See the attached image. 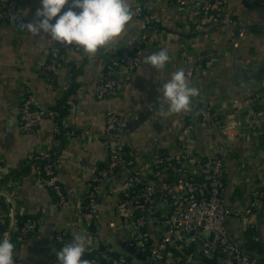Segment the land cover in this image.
<instances>
[{"label": "crops", "instance_id": "1", "mask_svg": "<svg viewBox=\"0 0 264 264\" xmlns=\"http://www.w3.org/2000/svg\"><path fill=\"white\" fill-rule=\"evenodd\" d=\"M14 1L21 9L22 22H32L36 10L41 7L40 0ZM207 1L197 0L192 6L178 7L172 0L144 3L132 0V8L142 7L159 27L140 52V66L132 72H122L129 85L122 84L103 100L94 96L96 86L104 78L103 58L135 49L141 40L138 20L133 18L116 42L94 56L86 55L81 49L62 55V68L49 76L43 68L57 42L46 34L33 36L20 27L9 25L0 15V163L15 171L29 153L51 150L52 123L47 117L41 119L35 135L19 132L17 108L26 92L32 95L34 105L43 113L61 106L74 85L83 94L75 107L61 117L64 127L75 131V136L62 141L58 168L66 206L58 208L52 194L42 188L30 172L21 174L14 187L0 183V220L3 217L4 224H8L7 238L16 234L17 217L40 220L36 235L14 242L15 259L25 264H55L51 256L52 230L69 226L82 192L91 183L97 167L106 160L103 134L108 113L120 116L121 123L114 139L120 146L132 150L139 164L148 161L155 151L171 150L176 134L169 131V126L187 122L191 111L173 114L163 121L155 111L160 106L167 108L162 91L158 89L173 72L180 68L185 70L186 61L180 57L182 50L187 52L194 67L190 84L200 93L195 100L211 105L217 123L230 122L231 131L227 132L216 124L195 128L191 145L196 150L225 158L229 232L235 242L241 243V222L233 212L247 207L254 191L261 190L264 196V133L251 132L252 119L246 118L243 110L235 109L232 114L234 110L229 103L245 92L255 96L256 107L264 110V9L247 7L244 0H226L223 9L232 14L236 24L194 31L201 17L200 8ZM70 5L71 0L62 12ZM240 32L242 38H238ZM162 48H167L170 56L164 69L156 70L143 63L147 55ZM205 53L210 58L203 60ZM108 186L110 183L102 187L96 208L88 215L93 223L92 230H100L116 221L117 193L110 192ZM260 202L262 208L264 197ZM260 215L262 211L255 230L264 252V224ZM101 242L116 255H134L121 232H105ZM195 250L194 246L174 250L163 264H206ZM189 255L192 257L187 259ZM254 257L264 260V253Z\"/></svg>", "mask_w": 264, "mask_h": 264}, {"label": "built area", "instance_id": "2", "mask_svg": "<svg viewBox=\"0 0 264 264\" xmlns=\"http://www.w3.org/2000/svg\"><path fill=\"white\" fill-rule=\"evenodd\" d=\"M140 1L144 3L147 0ZM196 1L172 0V4L189 7ZM225 1L208 0L203 4L200 8L201 17L194 25V31L210 26L236 24L232 14L223 9ZM244 2L247 7L264 9V0ZM132 10L133 18L139 22L141 40L135 49L106 55L103 58L105 77L94 90V96L98 100L108 98L122 84L129 85L122 72H132L140 66V52L159 27L155 19L142 7H134ZM0 15L9 25L20 27V23H23L21 9L14 0H0ZM242 37L243 33L240 32L238 38ZM234 46L237 47L238 44L235 43ZM73 50L79 48L75 45L56 43L49 52L44 71L50 76L61 69L62 55ZM180 57L186 61L185 73L191 81L194 75L193 64L185 50L180 52ZM205 58H210L208 53L202 56L203 60ZM82 95L78 86L71 90L66 99L68 111L75 107ZM256 102L255 96L244 92L233 99L229 107L234 110L232 114L235 109L243 110L245 117L252 119L249 128L251 132L264 133V110L258 109ZM191 109L187 122L169 126V131L176 134L173 148L155 151L143 164L137 162L132 150L120 146L114 139L115 131L121 123L120 116L115 113L106 115L103 134V143L107 150L106 160L97 167L91 183L82 192L69 226L54 227L52 230L51 256L55 264H59L55 253L70 243L76 233L87 236L88 248L82 258L87 259L90 264H163L171 257L172 251L190 246L195 247L196 254L206 264H264L263 260L253 257L244 248L242 241L235 242L229 232L230 211L225 197V158L204 150H196L191 145L195 128L216 124L223 128L222 131L227 132L231 131L230 122L217 123L212 107L206 101L197 102L192 98ZM17 114L19 132L28 135L37 133L44 116L51 120V150L45 153H29L15 171L0 163V183L14 187L21 174L30 172L42 188L52 191L56 197V206L62 209L67 204L58 178L62 141L68 136H75V131L64 127L61 118H58V114L52 109L46 113L37 109L32 95L28 92L21 100ZM108 183L110 192L115 190L117 193L116 221L109 222L100 230H92L93 223L88 215L96 208L102 187ZM259 191L261 190L252 193L247 207L233 212V216L236 214L240 219L243 231L255 229L259 213L262 211L264 215V206L261 208L260 202L264 197L263 191ZM4 225L2 217L0 238H7V232L2 231ZM39 227V218L27 219L20 223L15 228L17 241L22 242L36 235ZM105 232L123 233L127 244L132 246L133 257H128L127 254L116 255L104 247L101 238ZM92 252H98V257H86ZM191 257L189 255L187 259ZM14 261L15 264H25L15 258Z\"/></svg>", "mask_w": 264, "mask_h": 264}, {"label": "clouds", "instance_id": "3", "mask_svg": "<svg viewBox=\"0 0 264 264\" xmlns=\"http://www.w3.org/2000/svg\"><path fill=\"white\" fill-rule=\"evenodd\" d=\"M40 3L35 19L20 23V28L33 36L43 33L59 44L75 45L91 56L116 42L134 17L132 0H71L68 10L63 12L69 0H40ZM169 60L168 49L162 48L147 55L143 63L162 70ZM158 91H162L163 103L167 105L166 109L160 106L155 111L162 121L173 114L190 112L192 98L200 94L190 84L183 68L173 72ZM88 243L86 234H74L72 241L55 253L59 264H90L82 258ZM14 250L15 245L9 238H0V264H15Z\"/></svg>", "mask_w": 264, "mask_h": 264}, {"label": "trees", "instance_id": "4", "mask_svg": "<svg viewBox=\"0 0 264 264\" xmlns=\"http://www.w3.org/2000/svg\"><path fill=\"white\" fill-rule=\"evenodd\" d=\"M142 47H143V46H142ZM142 47H141V48H142ZM104 77H105V73H104ZM75 87H77V85H74L72 89H74ZM67 96H68V95H67ZM67 96L65 97V99H64V101H63V104H61V106H59V107L56 106V107H53V108H52V110L58 114V118H61L62 115L68 111L67 106H66V99H67ZM48 192H49L50 194H52V196H53V198H54V200H55V202H56V197H55V195L52 193V191L48 190ZM260 216H261V218L264 220V215H263V213H262V215H260ZM33 218H34V217H32V218H26V217H24V216H22V217L19 216V217L16 218L15 226L18 227V226L20 225V223L24 222V221L27 220V219H33ZM7 227H8V224L4 225L2 231H4L5 229H7ZM256 238H257V232H256V230H255V229H252V230L247 229V230H244V231L242 232V239H241V241H242V244H243L244 248H245L248 252H250L251 254H254V255L263 254V253H264V252H263V249H262V247H261L259 241H258ZM10 239H12L13 241L16 242V241H17V233L14 234V235H11V236H10ZM97 255H98V252H92V253L87 254L86 257H89V258H90V257H96ZM254 255H253V257H254ZM97 257H98V256H97ZM263 261H264V260H263Z\"/></svg>", "mask_w": 264, "mask_h": 264}]
</instances>
